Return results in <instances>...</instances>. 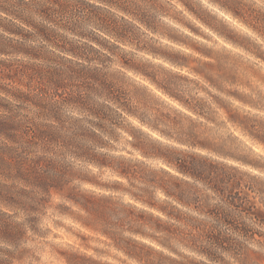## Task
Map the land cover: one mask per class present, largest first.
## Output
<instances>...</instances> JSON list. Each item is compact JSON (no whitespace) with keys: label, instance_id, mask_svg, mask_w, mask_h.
Returning a JSON list of instances; mask_svg holds the SVG:
<instances>
[{"label":"clouds","instance_id":"clouds-1","mask_svg":"<svg viewBox=\"0 0 264 264\" xmlns=\"http://www.w3.org/2000/svg\"><path fill=\"white\" fill-rule=\"evenodd\" d=\"M0 264H264V0H0Z\"/></svg>","mask_w":264,"mask_h":264},{"label":"trees","instance_id":"trees-1","mask_svg":"<svg viewBox=\"0 0 264 264\" xmlns=\"http://www.w3.org/2000/svg\"><path fill=\"white\" fill-rule=\"evenodd\" d=\"M10 126L8 125H4V124H0V131L2 132H6L8 130Z\"/></svg>","mask_w":264,"mask_h":264}]
</instances>
